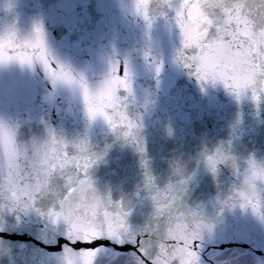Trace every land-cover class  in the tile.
I'll list each match as a JSON object with an SVG mask.
<instances>
[{
  "label": "water",
  "instance_id": "water-1",
  "mask_svg": "<svg viewBox=\"0 0 264 264\" xmlns=\"http://www.w3.org/2000/svg\"><path fill=\"white\" fill-rule=\"evenodd\" d=\"M178 3L151 0L149 30L135 13V0H0V33L11 28L28 36L42 24L51 53L90 82L107 74L117 60L123 72L127 61L134 92L126 103L129 115L143 116V128L136 132L146 140L143 156L132 138L123 137V129L113 132L102 120L89 124L80 90L59 83L53 88L39 63L34 70L16 62L0 65V117L19 125L21 144L34 137L48 139L49 128L68 141L87 139L85 154L99 157L88 175L102 196L110 194L111 211L128 213L133 229L148 233L153 255L170 220L198 208L199 218L215 226L199 241L202 264H264V219L250 206L242 209L239 195L259 198L264 206V93L259 102L251 90L237 98L222 82H201L194 70L176 62L180 32L173 8ZM213 3L209 0L204 10L219 22L223 10ZM161 61L163 71L157 76L155 66ZM217 149L230 159L214 175L206 157ZM69 175L76 173H53L27 209L10 211L11 201L0 197V237L8 242L0 249V264H77L75 250L63 251L66 224L54 223L51 215L67 195ZM161 189L169 191L171 204L164 212L152 199ZM100 243L108 251L97 264H135L131 242L123 248L107 239L73 247Z\"/></svg>",
  "mask_w": 264,
  "mask_h": 264
},
{
  "label": "snow or ice",
  "instance_id": "snow-or-ice-1",
  "mask_svg": "<svg viewBox=\"0 0 264 264\" xmlns=\"http://www.w3.org/2000/svg\"><path fill=\"white\" fill-rule=\"evenodd\" d=\"M208 2L179 0L173 8L174 22L180 32L176 62L194 70L201 82H222L237 98L251 90L252 98L259 102L264 93V0H233L231 3L214 0L213 6L223 10L219 22L205 12L204 5ZM150 3L151 0H135V13L143 17L149 30L154 19L150 15ZM149 55L145 53L146 57ZM12 62L33 70L39 63L53 88L58 83L78 88L89 124L102 120L113 132L123 129V137L132 138L142 156L146 153V140L136 136L143 128V116L138 114L136 119L128 113L126 102L134 92V73L127 61L123 72L117 60L110 64L107 74L95 83L90 82L83 72L77 74L71 65L62 63L51 53L43 25L37 23L28 36L21 37L11 28L0 33V65ZM162 71L161 61L156 64L155 72L159 76ZM18 134V124L0 117V197L11 201L10 211L20 206L27 209L35 204L37 194L49 184L53 173L73 169L76 175L67 177L70 187L60 201L61 208L53 209L51 215L54 223L66 224L68 243L63 251L75 250L79 257L77 264H97L98 257L107 253L108 246L100 243L96 247L75 248L74 245H92L105 239L121 248L131 242L135 264H202L199 241L206 229L212 232L215 226L199 218L198 208L178 212L170 220L153 255L148 246V233L133 229L127 221L128 213L111 211L110 194L107 199L102 196L88 175L99 157L94 159L85 154L89 149L87 139L68 141L58 138L55 130L49 128L48 139L34 137L30 144H21ZM206 159L216 175L219 165L227 164L230 154L217 149L215 155H208ZM142 163L147 168V161L142 160ZM145 175L151 183L153 178L147 172ZM172 188L169 184L168 189ZM239 195L244 201L240 204L242 209L250 206L253 213L264 219V206L259 198L253 200L244 193ZM152 199L161 212L171 208L169 191L161 189ZM120 206L123 207L122 202ZM5 244L8 242L0 237V249ZM120 254L119 251L114 253L117 257Z\"/></svg>",
  "mask_w": 264,
  "mask_h": 264
}]
</instances>
